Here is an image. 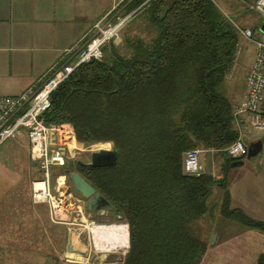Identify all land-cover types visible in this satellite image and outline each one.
I'll return each instance as SVG.
<instances>
[{
	"label": "trees",
	"instance_id": "16d2710c",
	"mask_svg": "<svg viewBox=\"0 0 264 264\" xmlns=\"http://www.w3.org/2000/svg\"><path fill=\"white\" fill-rule=\"evenodd\" d=\"M145 1L134 0L125 13ZM145 11L155 36L126 39L124 53L105 45L101 60L79 65L52 94L41 120L71 124L85 146H115L113 166L76 162L64 172H77L127 223L122 264H199L207 243L194 224L216 186L223 218L264 233V222L230 207L225 180L182 171L184 153L198 148L225 155L228 164L244 160L225 153L239 135L222 89L239 36L211 0H149Z\"/></svg>",
	"mask_w": 264,
	"mask_h": 264
},
{
	"label": "crops",
	"instance_id": "0c3cea01",
	"mask_svg": "<svg viewBox=\"0 0 264 264\" xmlns=\"http://www.w3.org/2000/svg\"><path fill=\"white\" fill-rule=\"evenodd\" d=\"M114 1L0 0V97L19 95L27 89L37 86L56 68L65 63L72 64L83 44L94 34L95 25L102 24L107 20L114 7ZM244 91L245 85L241 93L236 96L237 102L241 100ZM245 125L241 126V132L244 134L246 132ZM246 140L249 142L248 145H254L256 148V153L251 158L257 160L264 152V138L259 139L257 136L249 135ZM233 168L236 170L233 169L232 172H227L224 175L230 207L243 211L253 220L264 222L263 158H259V161H253L251 164H247L243 160L242 166ZM219 176H217L218 179L223 177ZM213 194L221 205L223 191L220 187L216 186L213 189ZM106 218L104 215H93L97 224L116 223L109 232L106 229L94 232L95 244L101 248L98 253L99 255L104 253V241L118 245L117 248L121 250H118L116 254L121 253L124 250L123 247L125 248L128 243V225L119 217L113 218L114 220L109 222L104 221ZM66 229L69 232V239L64 246L63 258L66 257L70 260L69 256L72 255L73 260L70 262L76 263L78 251L75 239L71 235L72 231H70L73 228L66 227ZM249 231L242 232L245 233L242 235H248L247 238L250 236L257 238L256 245L230 246L234 249L232 252L227 248L215 246L216 238H223V235L214 232L215 240L212 246L207 245L206 252L199 264H255L254 259L251 262L249 255L255 251L256 256L262 254V233L251 229ZM228 232L226 231L224 234ZM73 235L78 241L77 247L82 249L81 251H85L84 256L82 253V256H79L83 258V264H116V261L121 258L119 254L111 257V254L105 252L104 260L92 259L88 255L90 249L88 250L87 244L81 241V238L86 237V234L78 235L75 231ZM233 235L231 234V239L234 238ZM204 236L207 237L206 234ZM70 245L72 247H69ZM64 263L66 262L60 259V262L56 261L53 264ZM0 264H44L43 249L31 246L17 248L1 246Z\"/></svg>",
	"mask_w": 264,
	"mask_h": 264
},
{
	"label": "rangeland",
	"instance_id": "374dc122",
	"mask_svg": "<svg viewBox=\"0 0 264 264\" xmlns=\"http://www.w3.org/2000/svg\"><path fill=\"white\" fill-rule=\"evenodd\" d=\"M211 2L217 7L223 16L234 25L239 36L238 50L235 56L234 64L230 72L227 74L222 86L226 98L230 101L233 107L238 103L236 96L239 95L242 88H244L245 78L249 67L252 64L253 59H255L257 52L255 41L260 37V28L264 27V18L255 11L249 9L248 5L251 4L252 0H211ZM148 3L149 1L145 3L140 10H132L128 13H125V10L120 11L118 16L121 19L125 17L128 18L117 34L114 35L109 42L107 41L105 44L107 45L106 48L113 46L118 52L124 53L126 51V39H141L147 42L155 36L156 30L147 22L145 9ZM132 13L133 15L131 16ZM238 29L252 30V39H245L239 33ZM245 124H242V126L245 125V134L242 132L240 133V129H237L235 123L234 126L238 131V138H241L242 143L246 146L249 144L246 140L249 135L257 136L259 139L264 138V134L262 132L253 130L249 125H247L248 122ZM79 145L80 150L72 152V154L74 153L71 157L72 159H70L68 164L63 169L60 170V168H55L53 170L54 175L56 173H65L64 170L72 168L73 164L76 162L88 164L90 162V156L93 152L100 149L109 150L110 146L113 144L97 143L85 146L79 142ZM198 149L202 151L200 157L205 168V173L209 172L213 176L214 180H225L224 173L232 172L234 169L231 167V164L227 163L225 155L223 156V154L212 150H203L202 148ZM262 156L258 157L257 160L254 158L246 159V157H244V161L247 164H251L253 161H259V158H263L264 160V152ZM41 175H39L36 167L29 160L28 146L25 139L8 141L0 146V247L4 246L17 248L31 246L42 248L44 264H53L56 261L60 262V259L61 261L63 260L66 262L64 264H76L77 262L83 264L82 262L84 260L79 256H82V254L84 256L85 251H81L82 249L80 250L77 247L78 241H76L75 235L72 234V237L76 242L75 246L78 251V257H76V263H72L70 260L66 259V257L63 258V251L65 250L64 246H66L69 239L68 229H66L63 225H58L50 220V212L46 204H35L31 201V182L34 179H40ZM219 175H222L223 177L218 179L217 176ZM76 195L81 198L80 194L76 193ZM110 208L111 207L108 206L104 210L103 215L107 217L104 221H113V218L117 217L114 214L115 212ZM84 212L91 215L92 220L97 223L96 220L93 219L94 214L88 212L86 208H84ZM115 224L116 223H110L106 225L113 226ZM236 224V222L226 220L222 217L220 212V203L218 198L215 199V195L213 194L209 198L207 214L195 222L194 228L196 235L203 239L207 245L211 246L213 244L212 239L215 236L213 233H221L223 238H216L215 246L227 248L230 252L234 251V249L230 246H255L257 238H253L251 236L247 238L246 236L248 235H242L245 234L242 232H250L249 229ZM109 231H111V229L108 230V232ZM226 231L229 232L224 234ZM237 233L241 235H238ZM204 234H206L207 237L204 236ZM231 234H234L233 239H231ZM263 235L264 233H262V255L264 254ZM81 241L82 243L84 242L87 244L88 250L90 249V254L87 253L90 258L98 260L105 259H101V255L94 252L92 240L89 234L86 235V237L83 236ZM106 242L107 241L103 242L105 247L110 245L109 242H107L108 244H105ZM115 244L117 243L115 242ZM111 246L118 247V245L114 244ZM123 249L124 250L121 253H118L121 258L116 261V264H122L125 255L128 253L129 236L128 243L125 245V248L123 247ZM118 250L121 249L117 248L114 253L108 254H111V257H115L118 255L116 254ZM249 256L251 258V262L254 259L255 264H258L260 255L256 256V251ZM236 257H238V254H236Z\"/></svg>",
	"mask_w": 264,
	"mask_h": 264
},
{
	"label": "built area",
	"instance_id": "2783aa9c",
	"mask_svg": "<svg viewBox=\"0 0 264 264\" xmlns=\"http://www.w3.org/2000/svg\"><path fill=\"white\" fill-rule=\"evenodd\" d=\"M133 1H114V7L107 20L95 25L94 34L83 44L72 64L65 63L56 68L37 86L19 95L0 97V146L8 141L25 139L29 160L39 175L42 174L40 179L31 182L32 201L48 206L49 217L53 223L73 228L74 230H70L73 234L75 231L78 235L89 234L95 253L100 252L101 248L95 244L94 232L101 227L109 230L113 226L97 224L84 212L85 201L76 195L68 179L69 174H53L55 168L61 170L68 164L74 154L72 152L80 150L72 125L45 124L41 117L51 108L52 94L75 68L91 59L101 60L103 46L117 34L128 18L121 19L118 16L120 11L126 10ZM145 3L134 10H140ZM248 7L264 18V0H252ZM109 31L112 32L106 36ZM238 31L247 40L253 37V31L250 29ZM255 44L257 52L245 78L244 94L232 110L233 121L240 133L242 124L246 122L253 130L264 133V32H261ZM201 153L199 149L184 153L182 171L185 175L199 176L205 173ZM225 153L230 159H242L247 155L246 145L238 138L225 149ZM111 245L103 246L104 253L100 255L105 252L114 253L117 247ZM72 257L69 256L70 260H73Z\"/></svg>",
	"mask_w": 264,
	"mask_h": 264
},
{
	"label": "water",
	"instance_id": "95a60500",
	"mask_svg": "<svg viewBox=\"0 0 264 264\" xmlns=\"http://www.w3.org/2000/svg\"><path fill=\"white\" fill-rule=\"evenodd\" d=\"M260 32H264V27L260 28ZM247 155L246 159H250L252 155L256 153V148L254 145H247ZM117 159V151L114 145L110 146L109 150L100 149L96 152H93L90 156V162L88 165L93 168H102L113 166ZM243 161H236L231 164V167L242 166ZM68 179L73 186V189L76 193L80 194L81 198L85 201V208L88 212L102 216L104 210L109 206L108 201L103 198L90 184H88L77 172H71L68 175ZM215 237L212 241L214 242ZM105 257V254L101 255V259Z\"/></svg>",
	"mask_w": 264,
	"mask_h": 264
},
{
	"label": "bare ground",
	"instance_id": "6f19581e",
	"mask_svg": "<svg viewBox=\"0 0 264 264\" xmlns=\"http://www.w3.org/2000/svg\"><path fill=\"white\" fill-rule=\"evenodd\" d=\"M112 31H109L108 33H106V36H108L110 33H111ZM67 174V173H66ZM68 175V174H67ZM106 228L105 227H103V228H101L100 230H105ZM107 230V229H106ZM110 230V229H109Z\"/></svg>",
	"mask_w": 264,
	"mask_h": 264
}]
</instances>
